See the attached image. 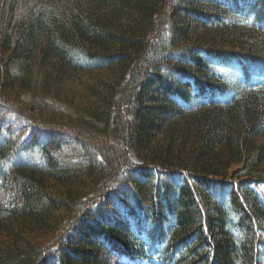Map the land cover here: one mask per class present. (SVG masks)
<instances>
[{
  "label": "trees",
  "instance_id": "16d2710c",
  "mask_svg": "<svg viewBox=\"0 0 264 264\" xmlns=\"http://www.w3.org/2000/svg\"><path fill=\"white\" fill-rule=\"evenodd\" d=\"M0 191V264H264V0H0Z\"/></svg>",
  "mask_w": 264,
  "mask_h": 264
},
{
  "label": "rangeland",
  "instance_id": "374dc122",
  "mask_svg": "<svg viewBox=\"0 0 264 264\" xmlns=\"http://www.w3.org/2000/svg\"><path fill=\"white\" fill-rule=\"evenodd\" d=\"M6 194L2 191H0V201H5L6 200ZM48 237L51 239L52 237H54V234L52 235L51 233H49L45 238L48 239Z\"/></svg>",
  "mask_w": 264,
  "mask_h": 264
},
{
  "label": "bare ground",
  "instance_id": "6f19581e",
  "mask_svg": "<svg viewBox=\"0 0 264 264\" xmlns=\"http://www.w3.org/2000/svg\"><path fill=\"white\" fill-rule=\"evenodd\" d=\"M91 191V190H90ZM176 228V227H175Z\"/></svg>",
  "mask_w": 264,
  "mask_h": 264
}]
</instances>
